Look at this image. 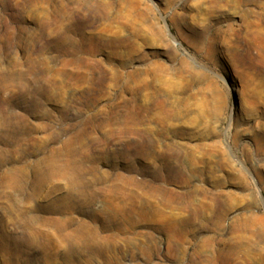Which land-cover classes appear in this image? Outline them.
Returning a JSON list of instances; mask_svg holds the SVG:
<instances>
[{"label": "rangeland", "instance_id": "obj_1", "mask_svg": "<svg viewBox=\"0 0 264 264\" xmlns=\"http://www.w3.org/2000/svg\"><path fill=\"white\" fill-rule=\"evenodd\" d=\"M0 264H264V0H0Z\"/></svg>", "mask_w": 264, "mask_h": 264}, {"label": "bare ground", "instance_id": "obj_2", "mask_svg": "<svg viewBox=\"0 0 264 264\" xmlns=\"http://www.w3.org/2000/svg\"><path fill=\"white\" fill-rule=\"evenodd\" d=\"M260 15V14H259ZM176 43V45L177 46H181V44L180 43H178V42H175ZM182 160V159H181ZM181 167V166H180ZM191 169L192 170H194L193 169V167H191ZM188 173V172H187ZM197 172H195V174H196ZM190 175H187L186 177H183V175H182V181L184 182V183H188V181H190ZM163 182V181H162ZM161 192L162 193H164V194H166V198H165V201H166V204L167 205H169V206H172L173 205V203H175L174 202V198H176L177 197V195H176V193L175 192H173V191H170V190H167V189H161ZM188 203V202H187ZM189 203H191V202H189ZM175 204H177V203H175ZM173 207V206H172ZM185 207V206H184ZM190 207V206H189ZM193 209V208H192ZM197 209V208H196ZM202 209V208H201ZM172 212V211H171ZM178 212V211H177ZM203 212V211H202ZM170 216V215H169ZM218 220V219H217ZM219 223V222H218ZM219 226V225H218Z\"/></svg>", "mask_w": 264, "mask_h": 264}]
</instances>
